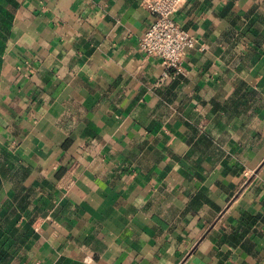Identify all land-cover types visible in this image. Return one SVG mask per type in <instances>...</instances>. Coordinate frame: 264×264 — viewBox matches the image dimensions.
<instances>
[{"label":"crops","instance_id":"obj_1","mask_svg":"<svg viewBox=\"0 0 264 264\" xmlns=\"http://www.w3.org/2000/svg\"><path fill=\"white\" fill-rule=\"evenodd\" d=\"M184 72L142 0H0V264H264V0H185Z\"/></svg>","mask_w":264,"mask_h":264},{"label":"built area","instance_id":"obj_2","mask_svg":"<svg viewBox=\"0 0 264 264\" xmlns=\"http://www.w3.org/2000/svg\"><path fill=\"white\" fill-rule=\"evenodd\" d=\"M153 22L141 39L140 51L147 58L161 61L168 71L180 75L187 51L198 47V41L175 20L185 0H142Z\"/></svg>","mask_w":264,"mask_h":264}]
</instances>
